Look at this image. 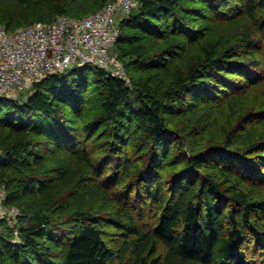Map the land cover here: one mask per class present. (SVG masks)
I'll use <instances>...</instances> for the list:
<instances>
[{
    "label": "trees",
    "instance_id": "16d2710c",
    "mask_svg": "<svg viewBox=\"0 0 264 264\" xmlns=\"http://www.w3.org/2000/svg\"><path fill=\"white\" fill-rule=\"evenodd\" d=\"M105 1L0 0V24L14 31L83 18ZM229 2L140 0L120 22L114 49L129 75L140 73L130 84L88 65L48 76L23 99H0V186L6 204L21 211L20 242L0 234V264H124L130 253L133 264H264V136L252 140L253 154L218 145L193 153L167 120L194 101L234 100L245 83L230 75L258 84L263 61L251 50L260 40L254 27L238 43L222 36L220 49L206 43L207 27L194 26L207 11L240 22L242 12L229 14ZM243 11L264 33V0H245ZM195 46L200 56L188 61ZM148 73L158 91L144 82ZM255 119L264 124V104L243 118ZM252 131L236 140H250ZM212 159L221 178L202 172ZM146 203L157 208L150 229L134 214ZM103 225L120 230L118 248Z\"/></svg>",
    "mask_w": 264,
    "mask_h": 264
},
{
    "label": "rangeland",
    "instance_id": "374dc122",
    "mask_svg": "<svg viewBox=\"0 0 264 264\" xmlns=\"http://www.w3.org/2000/svg\"><path fill=\"white\" fill-rule=\"evenodd\" d=\"M229 1V7L233 6L232 9L228 10L229 14H232V12L234 11L242 12L240 22H228L225 19L216 18V16L210 18L208 17V14H210V12L207 11V15H205L204 17H199V19L194 23V26H198V24L201 23L203 27H207V32L210 34L205 39L206 43H215L219 46L220 49L224 48V45H222L221 43L222 36H227L230 43H238L237 38L239 36V33L249 27L248 25H250L252 28L254 27V30L258 33L257 36L260 38V40L259 44L254 46V48H252L251 50L260 53H258V56L263 61V67H261L262 69L260 68V70H258V73L260 74L258 84L256 86H249L246 82H244L243 80H245V76L243 75H230L229 78H232V81L235 83V85H237L238 83H245V87L242 84L244 87L243 90L245 91L242 92V90L236 93L238 95L234 100H230V98H227L221 100L207 99L203 101H194L189 105L187 104L185 108L179 110L177 114L167 116L169 126L173 130L179 131V133L183 136L182 146L185 148L188 147V149L193 153L200 152L208 149L211 146L218 145L231 152L237 150L241 152L245 151V153L247 152L246 154H248L249 152L253 154L252 151H249V146L253 143L252 140L258 141L264 136V124H262V122H256V120L258 119H255L251 123H245L246 120H243V118L247 115L253 117L259 114V110L262 109V106L264 104V33H259V31H257L260 27V24L258 22L252 21L250 23V20L248 21L249 17L245 13H243L245 0ZM135 2V9H138L140 6V0H135ZM190 3L185 2V4L191 6ZM200 4L206 6V3L203 1L198 2V5ZM96 5L94 6L96 7ZM57 18L58 17H56V19ZM0 25L3 26V24ZM197 36L198 35H196V37ZM182 38V42L187 48L190 42L186 39V37ZM161 46H164V43H161L158 48H161ZM260 50L262 51L263 55L261 54ZM199 52L200 49L198 48V46L193 47L187 53L188 61L196 60L200 56ZM116 55L118 56L117 52ZM247 55L248 52H242V56ZM127 74L129 76V79L131 74L132 76H136L137 78L140 75L138 71H135L133 69L130 70V75L129 73ZM153 77L154 76L152 74L148 73L143 75V80L144 82L150 83L154 91H158L160 85L157 82L152 81ZM219 87L228 89L225 83H221ZM91 90L92 92H95L96 87L92 86ZM29 92L30 91H21L19 97L23 99L29 95ZM234 92L235 89H232L233 94ZM98 109L99 107H97L96 111ZM252 128L253 131L251 132L252 137L250 138V140H248V136L245 142L237 141V138L239 136H241L242 134H246V132L252 130ZM174 152L176 153L177 150H174ZM215 161V159H212L211 161H209V163L206 162L205 168L202 169V172H210L216 175V177L221 178L215 169L209 167ZM110 169L111 166H109L107 171H110ZM172 173H174V171H172L171 168H167V175ZM133 196L134 195L132 193L130 197L133 198ZM121 199V201H124V198ZM119 203L120 202H116V204ZM156 210L157 208L155 206L152 207L150 203H146L143 205V209L140 210L142 211V213L139 214V212L135 210L134 214L137 217L139 224H141L145 229H150L153 228L156 221ZM3 212L4 217L0 218V234L12 238V240L20 238L19 231L21 227V211L19 210L18 206L6 204V202H4ZM262 228L264 229L263 226ZM103 230L105 238L109 242V244L114 248H118L123 241L120 230L111 225H103ZM157 248L158 254L164 256L166 253L165 245L162 242H159ZM135 258L136 257L133 254H128L124 264H133L135 262Z\"/></svg>",
    "mask_w": 264,
    "mask_h": 264
},
{
    "label": "built area",
    "instance_id": "2783aa9c",
    "mask_svg": "<svg viewBox=\"0 0 264 264\" xmlns=\"http://www.w3.org/2000/svg\"><path fill=\"white\" fill-rule=\"evenodd\" d=\"M135 7V0H106L83 18L59 16L53 22L37 21L14 31L0 25V99H17L21 91H30L50 75L88 65L130 84L114 49L122 33L120 22ZM6 197L0 187V218Z\"/></svg>",
    "mask_w": 264,
    "mask_h": 264
}]
</instances>
